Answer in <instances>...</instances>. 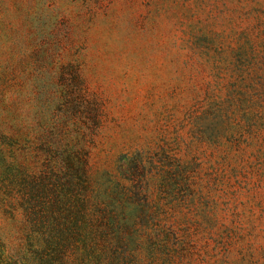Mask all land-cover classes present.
Returning <instances> with one entry per match:
<instances>
[{
  "label": "rangeland",
  "instance_id": "rangeland-1",
  "mask_svg": "<svg viewBox=\"0 0 264 264\" xmlns=\"http://www.w3.org/2000/svg\"><path fill=\"white\" fill-rule=\"evenodd\" d=\"M113 176L168 244L118 264H264V0H0L6 259L29 256L30 212L66 211L70 263L95 264L78 240L102 246Z\"/></svg>",
  "mask_w": 264,
  "mask_h": 264
},
{
  "label": "trees",
  "instance_id": "trees-1",
  "mask_svg": "<svg viewBox=\"0 0 264 264\" xmlns=\"http://www.w3.org/2000/svg\"><path fill=\"white\" fill-rule=\"evenodd\" d=\"M73 160L75 159L71 157L67 162L72 163ZM1 161H4L2 156ZM15 169L13 165H9L8 179L18 175ZM108 181V185L102 187V246L99 245V236L88 230L78 240L84 244L79 261L85 262L86 256L83 252L87 247L90 248L87 249L89 253H92L89 260L95 264L141 261L145 255H141L140 250L143 242L147 240L149 241V243L147 242V249L152 257L156 251H161L168 256L167 241L156 242L158 236L154 234L159 221L157 210L152 211L148 207L147 198L142 200L135 198L140 192L145 194V188H132L120 176H113ZM65 213L67 212L59 214L55 212L46 218L41 217L35 211L30 212L28 219L31 220L36 230L33 232L30 241L32 250L29 256L23 258L21 263L8 261L0 241V264H71L70 255L74 246L76 231L81 223H84L85 215L77 218ZM111 242L117 246L113 248L119 255L117 257L115 252L116 258L108 257V252L113 245ZM131 245L135 247L131 248Z\"/></svg>",
  "mask_w": 264,
  "mask_h": 264
}]
</instances>
